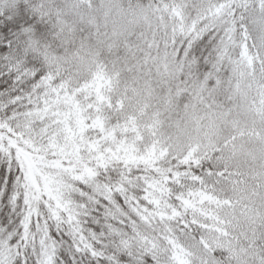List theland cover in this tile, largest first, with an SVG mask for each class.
I'll return each instance as SVG.
<instances>
[{"label":"snow or ice","instance_id":"obj_1","mask_svg":"<svg viewBox=\"0 0 264 264\" xmlns=\"http://www.w3.org/2000/svg\"><path fill=\"white\" fill-rule=\"evenodd\" d=\"M0 264H264V0H0Z\"/></svg>","mask_w":264,"mask_h":264}]
</instances>
